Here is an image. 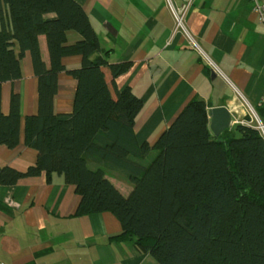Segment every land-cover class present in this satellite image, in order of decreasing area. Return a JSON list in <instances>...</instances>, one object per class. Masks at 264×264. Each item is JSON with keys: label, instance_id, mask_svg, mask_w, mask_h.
I'll use <instances>...</instances> for the list:
<instances>
[{"label": "trees", "instance_id": "16d2710c", "mask_svg": "<svg viewBox=\"0 0 264 264\" xmlns=\"http://www.w3.org/2000/svg\"><path fill=\"white\" fill-rule=\"evenodd\" d=\"M69 31L81 39L68 45ZM26 51L39 79V111L26 120L25 142L38 159L26 171L0 166V185L63 176L81 197L77 216L111 212L123 228L112 240L132 242L160 264H264V137L256 128L238 124L215 137L207 103L194 98L154 147L139 145L134 126L144 101L117 86L131 64L109 63L82 5L0 0V144L10 149L20 144V94L12 93L6 114L2 87L22 77ZM72 55L82 57L80 68L64 66ZM61 72L77 87L72 112L55 114ZM258 114L264 122V107ZM89 158L122 171L131 193L124 196L102 167L90 168Z\"/></svg>", "mask_w": 264, "mask_h": 264}, {"label": "crops", "instance_id": "0c3cea01", "mask_svg": "<svg viewBox=\"0 0 264 264\" xmlns=\"http://www.w3.org/2000/svg\"><path fill=\"white\" fill-rule=\"evenodd\" d=\"M76 1L88 14L103 50L110 51L109 63L131 64L117 78V86L121 90L130 87L144 101L134 126L139 145L148 143L154 147L194 98L204 100L208 110L228 108L231 128L250 119L246 102L257 113L264 107V25L252 0H193L185 17L193 41L175 31L165 0ZM187 1L174 0L178 6ZM3 12L7 18L5 6ZM67 39V44L72 45L81 35L69 31ZM190 42H196L197 47ZM40 45L48 62L45 36L40 37ZM15 51L19 55L18 43ZM62 62L67 69H77L82 57L66 56ZM21 70L20 79L5 82L2 87V110L6 114L12 93L20 94L21 120L20 144L13 149L0 144V166L26 171L38 159V151L25 142L26 120L39 111V79L30 51L21 59ZM76 87L73 76L59 74L55 114L72 112ZM88 165L105 169L124 196L133 190L122 171L93 158L88 159ZM80 201L76 187L58 174L51 181L43 173L15 185H0L3 264H160L132 242L112 240L123 228L111 212L77 216Z\"/></svg>", "mask_w": 264, "mask_h": 264}, {"label": "built area", "instance_id": "2783aa9c", "mask_svg": "<svg viewBox=\"0 0 264 264\" xmlns=\"http://www.w3.org/2000/svg\"><path fill=\"white\" fill-rule=\"evenodd\" d=\"M165 1H166V4H167L173 18H174L175 31L182 32L183 34H185V36L189 40L193 41V38H192L191 34L189 33V31L186 27V22H185L186 14H187L189 8L191 7V5L193 3V0H189L180 6H178L174 2V0H165ZM252 1L254 4V11L258 14L259 21L264 25V0H252ZM190 43L197 47L196 42H190ZM214 71L219 72L218 68H216V67H214ZM233 88L236 91V93L238 94V96L245 100V98L243 97V95L239 91V89L236 88L235 86H233ZM246 104L248 106L250 119L246 122H242V124L256 128L261 133V135L264 137V122H263V120L260 118V116L258 115L256 110L250 106V104H248L247 102H246ZM0 264H3V262L1 260H0Z\"/></svg>", "mask_w": 264, "mask_h": 264}, {"label": "water", "instance_id": "95a60500", "mask_svg": "<svg viewBox=\"0 0 264 264\" xmlns=\"http://www.w3.org/2000/svg\"><path fill=\"white\" fill-rule=\"evenodd\" d=\"M215 75V74H214ZM208 116L210 118V130L215 137L221 136V134L231 128L232 115L226 107L210 108L208 110Z\"/></svg>", "mask_w": 264, "mask_h": 264}]
</instances>
